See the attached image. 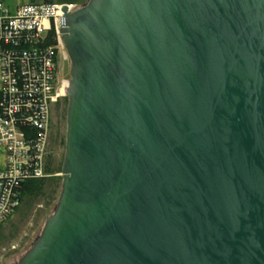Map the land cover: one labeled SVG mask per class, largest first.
<instances>
[{"label":"water","instance_id":"1","mask_svg":"<svg viewBox=\"0 0 264 264\" xmlns=\"http://www.w3.org/2000/svg\"><path fill=\"white\" fill-rule=\"evenodd\" d=\"M61 13V193L18 264H264V0Z\"/></svg>","mask_w":264,"mask_h":264},{"label":"built area","instance_id":"2","mask_svg":"<svg viewBox=\"0 0 264 264\" xmlns=\"http://www.w3.org/2000/svg\"><path fill=\"white\" fill-rule=\"evenodd\" d=\"M66 6L0 2V224L19 207L23 185L45 176L50 109L66 94L68 59L59 19Z\"/></svg>","mask_w":264,"mask_h":264},{"label":"rangeland","instance_id":"3","mask_svg":"<svg viewBox=\"0 0 264 264\" xmlns=\"http://www.w3.org/2000/svg\"><path fill=\"white\" fill-rule=\"evenodd\" d=\"M44 0H0L9 10L18 7L41 4ZM88 0H65L53 3L73 5L80 9ZM59 77L70 81L69 59L61 62ZM58 100L50 109L46 143L47 167L41 189L34 198H25L18 210L0 224V264H18L21 258L39 239L46 220L57 206L62 187V166L66 142V114L68 100ZM60 101V103H59ZM1 160V158H0Z\"/></svg>","mask_w":264,"mask_h":264},{"label":"trees","instance_id":"4","mask_svg":"<svg viewBox=\"0 0 264 264\" xmlns=\"http://www.w3.org/2000/svg\"><path fill=\"white\" fill-rule=\"evenodd\" d=\"M54 0H44L43 3H49L52 4ZM58 2H63L65 0H57ZM46 160V159H45ZM47 171V167H45V172ZM44 181V178L42 179H37V180H29L27 181L23 187H22V192H21V202L20 205L22 204V202H24L25 198H34L37 193L39 192V190L41 189L42 183ZM19 205V206H20ZM19 208V207H18ZM18 208L15 210L17 211ZM14 211V212H15ZM5 221V220H4Z\"/></svg>","mask_w":264,"mask_h":264},{"label":"flooded vegetation","instance_id":"5","mask_svg":"<svg viewBox=\"0 0 264 264\" xmlns=\"http://www.w3.org/2000/svg\"><path fill=\"white\" fill-rule=\"evenodd\" d=\"M61 64H62V63H61ZM60 66H62V65H60ZM62 68H63V66H62ZM64 98L67 99V98H66V94L64 95ZM64 98H62V99H64ZM59 100H61V99H59ZM59 103H60V101H59Z\"/></svg>","mask_w":264,"mask_h":264}]
</instances>
